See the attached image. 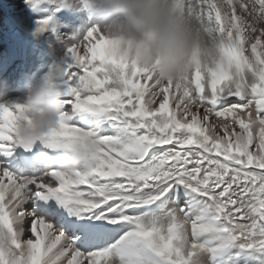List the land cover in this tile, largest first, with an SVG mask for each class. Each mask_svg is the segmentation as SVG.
<instances>
[{"label": "snow or ice", "instance_id": "obj_1", "mask_svg": "<svg viewBox=\"0 0 264 264\" xmlns=\"http://www.w3.org/2000/svg\"><path fill=\"white\" fill-rule=\"evenodd\" d=\"M180 2L219 59L176 84L98 28L61 36L55 14L87 0H26L55 8L32 35L63 45L42 48L63 113L27 144L31 109L0 91V264H264V0Z\"/></svg>", "mask_w": 264, "mask_h": 264}, {"label": "clouds", "instance_id": "obj_2", "mask_svg": "<svg viewBox=\"0 0 264 264\" xmlns=\"http://www.w3.org/2000/svg\"><path fill=\"white\" fill-rule=\"evenodd\" d=\"M87 14L104 37L116 42L120 56L161 82L183 83L197 66H212L219 59L215 41L209 39L180 0H87ZM8 85L0 79V91ZM31 109V126L23 136L30 145L56 129L63 113V98L54 82L30 80L20 98ZM91 145L79 146L62 157L58 166L71 174L85 164Z\"/></svg>", "mask_w": 264, "mask_h": 264}, {"label": "bare ground", "instance_id": "obj_3", "mask_svg": "<svg viewBox=\"0 0 264 264\" xmlns=\"http://www.w3.org/2000/svg\"><path fill=\"white\" fill-rule=\"evenodd\" d=\"M49 12H55V8L44 5L34 13L26 0H0V79L7 83L16 98H20L16 92L18 84L48 74L51 64L48 57L42 54V48L50 45L58 54L63 52V45L51 33L40 38L32 35L36 22L48 18ZM53 19L61 36L71 35L74 29L94 24L87 13L74 10L58 12Z\"/></svg>", "mask_w": 264, "mask_h": 264}, {"label": "rangeland", "instance_id": "obj_4", "mask_svg": "<svg viewBox=\"0 0 264 264\" xmlns=\"http://www.w3.org/2000/svg\"><path fill=\"white\" fill-rule=\"evenodd\" d=\"M183 203H184V201H183V200H181V201H180V204H181V206L183 205Z\"/></svg>", "mask_w": 264, "mask_h": 264}]
</instances>
